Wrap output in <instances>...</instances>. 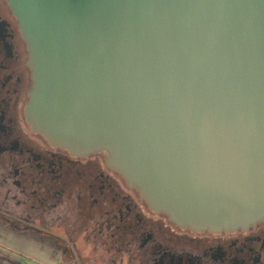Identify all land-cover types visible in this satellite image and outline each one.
<instances>
[{
    "label": "water",
    "instance_id": "obj_1",
    "mask_svg": "<svg viewBox=\"0 0 264 264\" xmlns=\"http://www.w3.org/2000/svg\"><path fill=\"white\" fill-rule=\"evenodd\" d=\"M8 1L52 144L106 150L181 227L264 219V0Z\"/></svg>",
    "mask_w": 264,
    "mask_h": 264
},
{
    "label": "flooded vegetation",
    "instance_id": "obj_2",
    "mask_svg": "<svg viewBox=\"0 0 264 264\" xmlns=\"http://www.w3.org/2000/svg\"><path fill=\"white\" fill-rule=\"evenodd\" d=\"M26 43L0 0L1 236H48L74 264H264V219L195 231L155 212L106 150L73 155L26 111L33 86Z\"/></svg>",
    "mask_w": 264,
    "mask_h": 264
},
{
    "label": "rangeland",
    "instance_id": "obj_3",
    "mask_svg": "<svg viewBox=\"0 0 264 264\" xmlns=\"http://www.w3.org/2000/svg\"><path fill=\"white\" fill-rule=\"evenodd\" d=\"M0 264H74L65 260L54 262L60 250H53L48 236H1Z\"/></svg>",
    "mask_w": 264,
    "mask_h": 264
}]
</instances>
